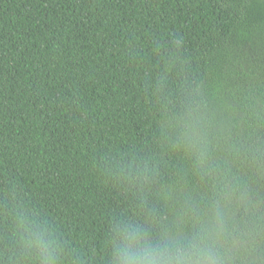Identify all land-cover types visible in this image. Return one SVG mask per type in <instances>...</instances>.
I'll return each instance as SVG.
<instances>
[{"label":"trees","instance_id":"obj_1","mask_svg":"<svg viewBox=\"0 0 264 264\" xmlns=\"http://www.w3.org/2000/svg\"><path fill=\"white\" fill-rule=\"evenodd\" d=\"M192 96L207 171L173 146ZM216 203L264 264V0H0V264L21 209L104 264L115 219L190 234Z\"/></svg>","mask_w":264,"mask_h":264},{"label":"clouds","instance_id":"obj_2","mask_svg":"<svg viewBox=\"0 0 264 264\" xmlns=\"http://www.w3.org/2000/svg\"><path fill=\"white\" fill-rule=\"evenodd\" d=\"M182 43L181 36L173 37L174 49ZM202 108V102L192 96L171 127L176 136L173 146L183 149L197 170L207 171L208 121ZM13 228L18 241L16 264H62V245L53 229L23 209L13 214ZM238 243L243 241L232 238L219 203L207 220L194 221L190 234L164 232L154 236L143 223L117 218L106 240L104 264H232L231 249Z\"/></svg>","mask_w":264,"mask_h":264}]
</instances>
